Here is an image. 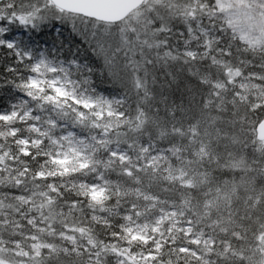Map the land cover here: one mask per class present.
<instances>
[{"label":"snow or ice","instance_id":"6c2138e0","mask_svg":"<svg viewBox=\"0 0 264 264\" xmlns=\"http://www.w3.org/2000/svg\"><path fill=\"white\" fill-rule=\"evenodd\" d=\"M0 264H264V0H0Z\"/></svg>","mask_w":264,"mask_h":264}]
</instances>
